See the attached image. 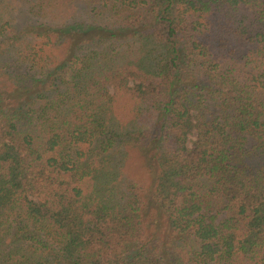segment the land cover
Returning <instances> with one entry per match:
<instances>
[{
    "label": "trees",
    "instance_id": "trees-1",
    "mask_svg": "<svg viewBox=\"0 0 264 264\" xmlns=\"http://www.w3.org/2000/svg\"><path fill=\"white\" fill-rule=\"evenodd\" d=\"M0 264H264V0H0Z\"/></svg>",
    "mask_w": 264,
    "mask_h": 264
},
{
    "label": "rangeland",
    "instance_id": "rangeland-1",
    "mask_svg": "<svg viewBox=\"0 0 264 264\" xmlns=\"http://www.w3.org/2000/svg\"><path fill=\"white\" fill-rule=\"evenodd\" d=\"M191 138H193V135H189V139ZM126 168H127V172L130 171V173H135L139 169L138 163H136L132 158L130 159V162L127 164Z\"/></svg>",
    "mask_w": 264,
    "mask_h": 264
},
{
    "label": "clouds",
    "instance_id": "clouds-1",
    "mask_svg": "<svg viewBox=\"0 0 264 264\" xmlns=\"http://www.w3.org/2000/svg\"><path fill=\"white\" fill-rule=\"evenodd\" d=\"M137 114V111H136V108L135 107H132L130 109V112L127 116H125L122 120H121V123L122 124H127L130 120L134 119L135 116Z\"/></svg>",
    "mask_w": 264,
    "mask_h": 264
}]
</instances>
